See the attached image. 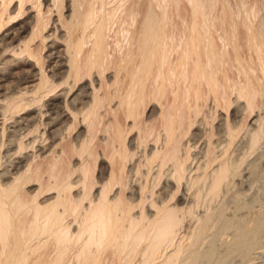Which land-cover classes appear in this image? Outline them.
I'll return each mask as SVG.
<instances>
[{
    "label": "bare ground",
    "instance_id": "bare-ground-1",
    "mask_svg": "<svg viewBox=\"0 0 264 264\" xmlns=\"http://www.w3.org/2000/svg\"><path fill=\"white\" fill-rule=\"evenodd\" d=\"M129 1L48 0V10L54 6L57 20L66 27V45L63 49L50 46L47 57L55 65L51 76L43 67L39 69L41 83L37 91L48 90L40 99L32 100L41 101L61 85L48 84L56 83L57 71L66 66L62 83L70 87L63 106L53 102L42 105L36 128L32 129L56 124L69 110L75 122L77 114L84 113L90 135L76 146V153L82 158L78 166H69L68 170L59 166L63 158L50 161L45 184L44 170L38 168L40 164L33 165L36 156L26 164V155L13 158L26 149L20 136L30 133L32 127L28 116H16L33 102L7 97V105L0 111V166H5L0 175V264H198L206 257L201 242L212 226L213 212L209 208L199 217L198 225L186 236V243L176 241L185 214L201 202L229 194L232 185H244L246 179L239 178L244 175L249 156L264 138L263 118L254 122L239 153L232 158L245 127L237 122V113L230 118L229 110L233 103L239 109L241 99H245L242 113L249 110L253 114L257 97L264 99V1L186 0L185 7L182 0H138L128 4ZM4 5L7 8L6 2ZM66 7L71 11L68 17L64 15ZM38 22L32 38L18 54L26 51L28 57H35L30 43L42 37L47 28L43 16L39 15ZM58 29L55 27L52 35ZM41 57L37 64H41ZM28 60L3 62L0 79L12 73V66L29 63ZM112 67L113 83L108 85L110 89L115 86V92L107 101L111 104L116 98L118 108L113 111L115 121L107 127L111 140L107 156L112 169L107 180L102 181L94 176L92 144L105 96L101 97L93 87V101L78 113L72 107L75 102H69L67 97L86 75L92 78L96 71L102 82ZM71 78L73 84L69 82ZM90 84L94 86L95 80L91 79ZM152 101L157 102L158 122L145 132L139 130L137 141L133 139L128 144L129 133L137 128L142 110ZM209 101L213 106H209ZM43 107H47L45 112ZM220 109L227 112L226 117L215 126ZM47 112L55 116L44 123L42 117ZM120 114L126 120L132 119L127 129L120 122ZM9 120L12 122L7 125ZM75 127L73 122L65 126L69 133ZM150 137H154L155 146L148 149ZM202 139L200 150L195 152ZM140 147L143 149L139 162L132 164ZM194 161L198 165L191 168ZM77 172L79 178L73 179ZM135 176L139 178L134 179ZM164 176L163 191L154 199L155 188ZM36 181L40 185L32 191ZM96 184L101 185L97 195L93 194ZM179 194L183 199L189 198L192 206L181 209L173 203ZM149 198L151 211L145 207ZM138 208L140 215H136ZM242 225L227 247L230 256L264 233L262 215Z\"/></svg>",
    "mask_w": 264,
    "mask_h": 264
},
{
    "label": "rangeland",
    "instance_id": "rangeland-1",
    "mask_svg": "<svg viewBox=\"0 0 264 264\" xmlns=\"http://www.w3.org/2000/svg\"><path fill=\"white\" fill-rule=\"evenodd\" d=\"M136 1L138 0H130L128 4L132 2H136ZM4 2L8 4L7 8L4 5ZM37 3H39V7H36ZM48 3H49L48 0H23V2H21L20 0H0V26L2 25V28L0 29V68L3 67L4 65L3 62H10V60L12 61L13 59L17 61L27 59V58L29 59L28 60L29 63L19 65V66L18 65L12 66L10 68V71L12 73L4 77L3 79H0V111L1 109H3L2 108L3 106L7 105V102H8L7 97L11 98L13 96L12 98L15 97L17 101L24 100L23 103H30L29 101L33 102V100L36 98L40 99V96L46 93V91L48 90V88H45L39 92L37 91L41 83L39 69L43 67L44 70H46L47 75L51 76L52 75L51 68H53V66L55 65V62L50 61L49 58L47 57L50 52L49 48L52 44H54V46L56 45L60 49H63L66 45L64 41L66 27H62L61 21L57 20L59 15L54 6H52V11L48 10V7H47ZM181 5L182 7H185L188 4L186 0H182ZM70 12L71 11L67 10V7L64 9V15L66 17L69 16ZM39 15L41 17L43 16V21L45 22V24L47 23V28L44 29L42 37H36L30 43L31 51L33 52L35 57H32V56L28 57V53L26 51H23L22 54H18V52H21V50L24 49L26 42H28L29 39L32 38V33L34 30H36L38 23H39L38 22ZM55 27H58L59 29L57 30L55 34L52 35ZM6 46L8 47V49L6 48ZM15 51L17 52V54L15 53ZM39 56L40 57L42 56L41 64L40 63L37 64L36 62ZM66 70H67V66L63 67L61 70H58L57 72L59 76L56 78L57 80L56 83L48 84L51 87H55L57 86V84L61 82L60 83L61 85H59L51 93L44 95L41 101L36 102V103L33 102L32 105L28 106V108L25 109L24 111H21L19 115L16 117L18 119H21V117L28 116V118L30 119L32 123V127H31L32 129L34 128L33 126H35L36 128V124L38 122L37 120L39 119V116H40L39 111L43 104L53 102L54 105L57 104V105L63 106V102L65 101V97H66L65 92L70 87V84L62 83L65 80ZM114 73H115V68L114 67L110 68L108 72H106L105 79L102 82L99 80V76L96 71L93 72L92 78L86 75L72 89V91L69 93L67 97L69 102H72V103L75 102L74 104L72 103L71 104H72L74 111L78 113L80 112V110H82L85 104H86V108L90 106L91 102L93 101V97H94V91H93L94 88H96V90H99L98 92L101 97L105 96V101L103 103V106H101L99 110V114L101 116L99 120L101 119V122L97 126V131L95 130L94 132L96 137L92 144L93 151L95 154L94 155L95 159L94 158L92 159V165H95L94 166V176L96 180L100 179L102 181L107 180L106 178L109 177V174L111 173V169H112L111 167L112 164L110 162V159H108V156H107L108 152L111 149V146L109 145L110 144L109 142H111V140L109 139L110 135L107 132V127L108 125H110L111 123L115 121L113 111L118 106L117 104L118 100L114 97L115 99H112L113 101L110 104L108 102L109 100L107 101V99H110L109 95L113 97L112 93L115 92V86L111 87L110 89L109 87L110 85H108V84L113 83L112 80L114 77ZM91 79L95 80L94 86L90 84ZM69 82L70 83L72 82V84L74 83L72 78L69 80ZM233 98H235V96H233ZM256 102H257V105L254 108L253 114H250L249 110L247 112L245 111V113H242V110L240 108H243V106H245V103H246L245 99H241L240 101L241 104L239 106V109L236 108L235 103H233L232 107L229 110L230 118L231 119L233 118L232 117L233 113H237L235 117L237 122H241L243 126L245 127L243 131L241 132L240 137L238 138L239 143L238 142L236 143V146L232 153V158H235V156L239 153L240 151L239 149L243 145L242 143L244 140L243 138L248 134V130L253 128V124L257 119L259 120L263 118L262 126L264 128V99H262L261 96H258L256 99ZM155 105H156V108H155ZM210 105L213 106V103L211 101H209V106ZM209 106H207L206 108L207 111L209 110L208 109ZM46 110H47V107L42 108V111L45 112ZM158 110L159 109L157 108L156 101H152L149 104H147L146 109L142 110V114L140 118L138 119L137 128H135L128 135V138H127L128 144L130 140L135 139L137 141V138L139 137V133H140L139 130H142L145 132L146 129H148V126L151 127L153 124L158 122L159 120L157 119L159 116L157 115ZM222 110L220 109L218 111V118L215 120V123H214L215 126L218 125V122L221 118H222V121H220V123L223 122V118L226 117L227 112L225 110L223 111ZM249 114L251 116H249ZM52 116H55V115H52ZM52 116L50 112H47L43 115L42 121L44 123L50 122L51 121L50 118ZM83 117H84L83 112L78 113L77 114L78 119L75 122L74 121L75 119L73 118V114L69 110H65L63 114L60 116L56 124H51V125L48 124L47 126L45 124L40 125L39 128L37 127L38 130L34 131V129H32L34 132L30 129V133L28 131L24 135L20 136V139H22L23 144L25 143L24 145L26 149H23L22 152L19 153V155H15L13 156V158L17 156L26 155L27 158H24V163L26 164L27 162H29L30 160L29 158L36 156V158L33 159L34 160L33 165L37 167V165L40 164L38 165V168L41 166L40 170L42 171L44 170L43 172L44 178L42 181L45 184L47 182L46 179L48 176L46 172L48 169L47 167L51 165V162L53 163L57 161L56 159L61 160L62 158L63 159L65 158L64 161L63 159L62 161H60L62 163H60L61 165H59L60 167H64V169L66 168L69 170L70 167L78 166L82 158H80L79 154L76 153L77 152L76 146L80 145V143L82 142L81 139L84 138L85 135H90L88 133V124L87 122L83 121ZM120 120H121L120 122L123 124V126H125L126 129L132 123V119L126 120L125 116H122L121 114H120ZM1 121H2V117L0 115V123ZM11 122L12 120H9L7 125ZM72 122L76 123V127L72 130L71 133H69V130L65 128V126L68 127V125L72 124ZM209 126L210 125L208 124L207 125L208 130L210 128ZM159 131H162L163 133V128H160ZM23 132L25 131L23 130ZM43 132L45 133L41 135ZM193 132H197V130L194 129ZM36 138H37V142H34V139ZM203 140L204 139H202L198 143V147L195 148V152L200 150ZM33 142H34V145L32 144ZM135 144L136 142H134L133 148H135ZM28 145L29 147L27 148ZM108 145L110 147H108ZM151 146L152 147L155 146L154 137H150L148 149L151 148ZM142 149L143 147H140L139 150H137L139 154L134 157L132 164L135 163V161L136 163L139 162L137 161V159L142 154L141 153ZM12 153L13 152H11V154ZM5 154H6L5 149H3L2 156H4ZM251 155L249 156L247 163H245L244 170H243L244 175L241 178H239L240 180L243 178H244L243 180L246 179L245 180L246 182L244 181V185L241 186L242 189L240 188V186L238 187V185H236L235 187L232 185L231 191L229 192V194H226L225 196H222L219 199H216L215 201H212V202H208V201L201 202V204L195 209H193L191 213L187 212L185 214L184 220L182 221V224L179 227V234L176 238V241L182 240L183 242L186 243V236H188L189 232L192 229H194L196 225H198L197 221L208 212L207 210L209 208L211 209V210L209 209V211H211V213L213 212L212 213L213 215H211L212 216L211 221L213 220V218H214V221L213 222L210 221V224L212 223L211 224L212 226H210L209 227L210 230L206 232L205 241L203 238V241L201 242V250H203V252L205 250L204 253L206 254V257L203 258L204 260L203 259L199 260L198 264H211L213 261H214L213 264L215 263L216 264H220V263L221 264L222 263L223 264H237V263L238 264H253V263L254 264H264V236H263L264 233L262 234V236L260 235L259 238L257 237L254 241H251L250 244L252 245L249 244L248 246L244 247V249L242 248V250L241 249H239V251L237 250L239 253L236 251L232 253L233 255L231 254L232 256H230L228 251L226 252L229 242H231V239L234 236V232H236V229L240 227L239 226L240 224L242 223L243 225L247 223L249 224L253 222L254 219L259 217L260 215L264 217V138L260 142L258 148H256L251 153ZM18 160L19 159H16V161ZM94 160H96L95 161L96 164L94 163ZM4 161H5V158H4ZM30 161H32V159ZM197 165L198 164L196 163V161H194L191 164V168H195V166ZM4 167H5L4 165L0 166V175L3 174ZM171 168L172 167H170V169ZM167 169H168V166H167ZM142 170L145 171L146 167L142 168ZM194 173H195V169L193 170V173H191L190 175L193 176ZM79 175H80V172L75 173L73 179L79 178ZM190 175L187 174L188 180L190 179ZM137 178H139V176L137 177L135 176L134 179H137ZM240 180H237V181H240ZM164 181H165V176L163 177L160 184L155 188V195L153 197L154 199L156 198V194L158 192L163 191L162 187L164 186ZM153 182L154 180L151 181V185L153 184ZM34 184L35 185L32 186L31 188L32 191L35 188L37 190V187L40 185L38 181L34 182ZM132 185H135L134 181ZM78 190H80V187L76 188L75 192ZM116 191L119 193L120 189L117 190L116 188L115 192ZM100 192H101V185L96 184L93 190V194L97 195ZM128 193L129 191L127 190L126 194ZM147 195L149 197L151 196V194L149 193ZM151 201H152V198H149L145 202V207L148 208V210H150L149 208H150ZM173 203H178L179 208L181 209L186 208V206L188 209L190 205L192 206L193 204V202L191 203V201H189V198L188 200L183 199L181 197V194H179L176 197ZM153 210L155 211V208H152V212ZM136 215H140V208L136 210ZM215 226H216V229H215ZM185 232H188L187 235ZM223 252H226V254L228 253L227 256L229 255V257L228 258L227 256L225 257L226 254ZM242 255L244 258L242 257ZM221 258H223L224 260H222Z\"/></svg>",
    "mask_w": 264,
    "mask_h": 264
}]
</instances>
